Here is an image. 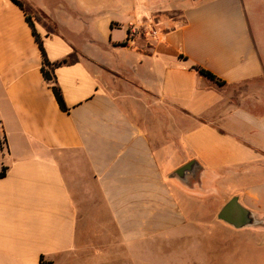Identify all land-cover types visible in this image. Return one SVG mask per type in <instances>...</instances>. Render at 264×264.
I'll use <instances>...</instances> for the list:
<instances>
[{"label":"crops","instance_id":"1","mask_svg":"<svg viewBox=\"0 0 264 264\" xmlns=\"http://www.w3.org/2000/svg\"><path fill=\"white\" fill-rule=\"evenodd\" d=\"M23 2L78 60L64 111L0 0V264H264V0ZM234 196L254 225L218 219Z\"/></svg>","mask_w":264,"mask_h":264},{"label":"trees","instance_id":"2","mask_svg":"<svg viewBox=\"0 0 264 264\" xmlns=\"http://www.w3.org/2000/svg\"><path fill=\"white\" fill-rule=\"evenodd\" d=\"M18 5H20L22 8H24L26 10V13H27V18H28V21L33 29V33L36 37V40L39 44V47L42 51V56H43V64H42V72H43V75L45 77V79L50 83L54 93H55V96L57 98V101L61 107L62 110L64 111H68V106L66 105V102L64 100V97H63V94H62V91L60 89V87L58 86L57 84V80H56V76L54 74V69L57 67V66H60V65H63V64H68V63H74L78 60V57L76 54H71L70 56L62 59L61 61H58V62H51L46 54V51H45V48H44V45H43V41H42V38L41 36L39 35V33L36 31V28L34 26V23H33V20H32V17L31 15L29 14V12H27V9L24 5V2L23 0H14ZM194 68L196 70H198L202 75L206 76L207 78L219 83V84H224V81L219 78L217 75H215L213 72H211L210 70L204 68V67H201V66H194ZM1 142V141H0ZM6 173V167H4L2 169V171L0 172V177L4 176Z\"/></svg>","mask_w":264,"mask_h":264},{"label":"water","instance_id":"3","mask_svg":"<svg viewBox=\"0 0 264 264\" xmlns=\"http://www.w3.org/2000/svg\"><path fill=\"white\" fill-rule=\"evenodd\" d=\"M191 167L184 165L177 171L179 176L185 174ZM218 219L236 227H247L255 224V220L249 210L243 207L237 196L232 197L218 213Z\"/></svg>","mask_w":264,"mask_h":264},{"label":"rangeland","instance_id":"4","mask_svg":"<svg viewBox=\"0 0 264 264\" xmlns=\"http://www.w3.org/2000/svg\"><path fill=\"white\" fill-rule=\"evenodd\" d=\"M0 141H1V142L3 141L1 135H0ZM68 176H69V174H68ZM69 178H70V183H72V182H71V181H72V180H71V179H72V176L70 175ZM72 188H73L72 191L74 192V195L76 196V200L78 201V204H79L80 208H82V207H88V208H90V205H89L88 203H84V201H83V204L80 203V201H82L81 196H79L77 189H75L73 186H72ZM98 202L100 203V204H98V206H99V207L102 206V208H100V211H101L102 214H104V216L106 217V214H107V213H106V211H105L104 205L102 204V202H101L100 200H98ZM216 204H217V203H216ZM214 254H218V253L215 252ZM217 261H218V262H216V263L222 264L221 260H217Z\"/></svg>","mask_w":264,"mask_h":264}]
</instances>
